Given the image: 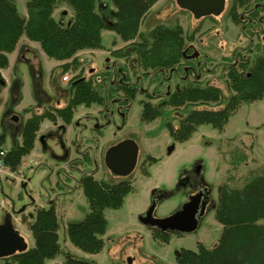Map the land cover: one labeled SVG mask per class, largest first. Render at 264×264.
<instances>
[{"label": "rangeland", "instance_id": "obj_1", "mask_svg": "<svg viewBox=\"0 0 264 264\" xmlns=\"http://www.w3.org/2000/svg\"><path fill=\"white\" fill-rule=\"evenodd\" d=\"M26 1L18 0L19 6L22 7ZM226 2L227 8L221 15L196 19L190 11L181 9L177 0H160L143 20L140 31L148 33L158 24L169 26L180 24L186 34L194 36L192 43L200 52L201 58L208 55L213 57L214 65H220L222 57L230 58L237 47L247 42L241 35L240 22H234L228 15L232 0ZM65 8H68L72 15L70 8L67 6ZM98 9L105 19L114 20L115 7L112 0H98ZM241 11L242 9H237L239 14ZM71 15H68L66 20ZM102 41L104 49L80 52L78 54L80 63H73L66 72H63L65 61L45 56L36 50L28 54L25 60H18L10 67L4 68L3 78L7 82V88L0 94L2 148L8 150L16 142L21 141L18 127L31 115L30 110L41 112L42 107L50 103L52 106H64L71 94L70 81L74 77L82 75L89 78L92 75L90 76L88 72L92 69L103 70L107 57H110V60L114 58L113 50L124 47L125 50L135 53L134 47L128 45L130 42H124L114 31L104 29ZM261 42L264 46V41ZM21 44L26 45L25 42ZM242 52L250 53L249 50ZM255 55H250L252 60L255 59ZM122 60L125 61V58ZM134 63L136 72H139L141 67L137 61ZM227 72L228 67L224 64L217 66L214 73L209 76L205 71L202 73V78L206 79L199 85L212 84L220 87L223 98L220 103L198 104L194 108L218 109L223 106L232 94ZM93 77L95 80L96 73ZM178 81L181 89L185 82ZM153 90L154 86L149 92ZM137 98L151 100L162 107L167 99L165 97L152 99L142 94H138ZM80 106L82 105L78 107ZM101 107L94 103L86 109L80 107L75 110L74 117L83 116L89 111L97 114ZM164 107L167 112L165 119H172L176 126L179 118L193 108L192 105L179 108L168 105ZM14 117H18L19 120H13ZM128 117L123 118L116 114L108 125L103 126L102 131L93 133L88 129L81 133L77 131L75 135L72 132L71 136L68 134L63 137L62 142L58 141L57 136L48 137L45 140L46 148L36 138L31 152L23 157V160L34 158L36 162L25 164L22 161L16 171L10 170L0 175V223L4 221L7 213H11L14 227L20 231L29 248L34 246V237L29 229V223L17 220V212L24 206L33 209L31 207L33 200L39 205H47L50 196L58 199L56 210L62 252L58 253L55 259L48 260L46 264H63L65 253L90 260L95 264H127L129 257L134 258L135 264H179L177 251L197 250L199 243L208 248H213L217 244L223 227L214 215L219 185L228 183L232 187H239L264 167V99L241 105L223 130L208 123L201 124L185 141H176L170 135L168 129L163 126L164 119L140 121L139 102L129 110ZM58 121L61 122V119ZM46 124L49 122L44 120L41 128L44 129ZM77 135L81 139L84 138L83 146L86 143L91 159L86 161L80 157L76 163L77 167L69 168L64 162L63 146H68L70 139H76ZM126 136L134 138L138 143L139 156L132 173L120 176L108 168L105 154L109 144ZM172 142L175 143V149L169 154L167 148ZM150 156L156 158V161L151 163L148 160ZM197 166L202 167L201 178L210 188L213 205L201 218L195 231L182 235L171 234L168 242L158 240L153 230L139 221V214L150 205L154 189L169 194L158 202L155 210L158 218L167 217L177 211L182 203L186 202L190 192L188 187H183L179 182L183 176L196 177ZM86 171L95 172L94 176L98 180L114 183L124 179L130 180L133 185L132 191L126 195L119 208L104 210L107 219L106 232L103 235L105 243L98 253H88L76 247L67 233L69 222L84 219L90 211L88 201L78 183ZM27 179L29 181L24 186L23 183ZM12 263L14 264L5 258L0 260V264Z\"/></svg>", "mask_w": 264, "mask_h": 264}, {"label": "trees", "instance_id": "obj_2", "mask_svg": "<svg viewBox=\"0 0 264 264\" xmlns=\"http://www.w3.org/2000/svg\"><path fill=\"white\" fill-rule=\"evenodd\" d=\"M158 1L112 0L115 13L114 20L110 21L99 11L98 0H27V16L19 12L16 0H0V68L9 67L8 54L16 49L21 37L26 36L38 42L48 57L65 61L63 72H66L73 63H80V52L104 49V29L114 31L124 42H130L128 45L134 47L141 67L148 72L173 66L181 68L184 50L194 38L192 34H186L180 24H158L148 33L140 31L143 20ZM246 1L234 0L228 13L234 21H238L239 15L236 6ZM62 5L72 11L67 23L54 15L55 10ZM113 54L123 56L129 52L123 47L114 50ZM237 55L241 56V53ZM234 59L228 58L230 66L227 72L232 94L222 107L194 108L198 104L222 102L223 92L218 86L187 83L185 88L176 91L168 99V103L177 108L193 106L179 118L177 126L172 119H165V109L150 102L144 103L141 120L150 122L156 118L164 119L163 126L176 141L189 139L198 126L205 123L223 130L241 105L264 99V55L256 57L253 65L241 56L239 64L235 66L232 64ZM72 82L66 107L57 109L54 115L35 113L21 125V142L12 145L3 158L11 171H16L23 157L33 149L40 123L46 116L54 120L59 116L69 121L75 106L103 102L104 98L96 91L92 80ZM6 85V80L0 74V94ZM148 160L152 163L156 158L150 156ZM81 186L90 211L84 219L67 224L68 237L83 251L98 253L105 243L103 235L107 219L104 210L119 208L133 185L130 180L113 183L84 175ZM214 210L215 219L223 226L217 244L208 248L199 243L197 250L184 249L179 264H264V167L239 187L220 184ZM59 226L53 206L38 208L34 219L29 222L34 246L5 259L14 264H46L48 260L55 259L62 252ZM153 233L160 241L168 242L170 239V235L159 229L154 228ZM63 264L95 263L65 253Z\"/></svg>", "mask_w": 264, "mask_h": 264}, {"label": "flooded vegetation", "instance_id": "obj_3", "mask_svg": "<svg viewBox=\"0 0 264 264\" xmlns=\"http://www.w3.org/2000/svg\"><path fill=\"white\" fill-rule=\"evenodd\" d=\"M233 5H234V0H232L230 8ZM236 7L237 9H242L241 13L238 15V22H240V24L242 25L241 35L247 40V42L244 43L243 46L237 47L236 50L232 53L230 58L231 59L235 58V59L233 60V63L232 62L231 63L237 66L240 62V57L242 56V58L248 60L250 65H253L255 63L256 57L260 55H264V46H262V42H261V41H264V0H247L243 5H237ZM226 8H227V2L225 5V10ZM255 40H258V41L255 42ZM185 50H186V54L184 55V60H183L181 68H179L178 66H173L169 69L161 68V69L154 70V71L149 70V72L141 67L138 61L137 54L131 53L132 51L130 52V50H126L127 52H129V54L123 55V56H115L113 54L114 58L112 60H110V57H107V59L105 60V65H104L103 70H100V71L97 70L98 71L97 73L96 69H92L90 72H88L90 76L92 75L91 77L87 78L86 76L79 75L75 78L73 82L72 80L70 81V83L72 82L73 84L79 81H82V80H92L93 81L96 91L100 93L104 98L102 103L94 102V104L102 106L101 107L102 109L100 110V112L95 114V112L89 111L87 112L88 114H84L83 116L74 117V114L76 112L75 110H77L80 107L86 109L88 106L90 107L92 105V103L88 105L83 103V104H79L82 106L78 107L79 105H77L73 108L72 117L69 119V121H66L65 119L59 116L55 120L53 118L46 116L40 123V129L37 132L36 138L39 139V141L43 144V147L46 148L45 140L48 137L57 136L58 141L62 142L61 140L63 139V137L68 136V134H70L69 136H71L72 132L75 135L77 131L81 133L88 129H90V131H92L93 133L102 131L103 126L108 125L111 122L110 120L112 119V117L115 116L116 114L121 115L123 118H127L129 110L133 106L136 105V102L137 103L139 102V105L141 106V110L143 109V105L145 102H150L154 104L151 100H145V99H140V98L138 99L137 98L138 94L150 96V98L152 99L154 98L159 99V98L165 97L167 99H166V104L164 106L168 105L169 107L177 108L171 105L170 103H168V99L173 93L185 88L187 83H193V84L199 85V83L203 82L206 79V78H202V73L204 71L206 72V75L209 76L212 73H214L217 66H224V64L226 67L230 66V62H228L227 56L222 57L220 65H214L213 57H209L208 55H205L204 58H201L200 52L196 49V47L194 46L192 42L189 43V46ZM196 50L199 52V55L197 57L189 58V56L193 55L196 52ZM248 50L250 51L249 54L242 52V51H248ZM31 53H32L31 51L24 50L22 54L20 55L19 60H25L27 58V55ZM238 53H241V56H238L237 55ZM253 54H256L254 60H252L250 57V55H253ZM123 57L125 58V61L122 60ZM134 61H137V64L141 67L139 72H136V64L134 63ZM132 71H135L136 73H132ZM95 73H96V79L94 80L93 74ZM249 75L250 73H248V76ZM191 76H193V78H190ZM178 80H182L185 82V85L181 89L179 88L180 85H178V82H179ZM145 84H146V87H145ZM209 85H212V84H209ZM153 86L155 90H153L150 93L149 92L150 88ZM213 86H216V85H213ZM5 88H7V86ZM161 88H163L164 90H161ZM70 90H71V85H70ZM67 104H68V100L62 107L58 105L52 106L53 105L52 103L45 104L42 107L43 109L41 112L30 110L29 108L27 109L30 110L31 112L30 113L31 115L29 117H31L35 113L45 114V115H52V114L54 115V114H57L56 112L57 109L66 107ZM164 106L163 107L157 106V107L165 109ZM59 119H61V122L58 121ZM13 120L18 121L19 118L14 117ZM44 120H47L49 124H46L45 125L46 127L42 129L41 127H42V123L44 122ZM140 121H141V117H140ZM20 127L21 126L18 127V131H20ZM128 139L134 140V138L130 136H126L116 142H113L111 145L109 144L106 154L111 147L119 144L122 141L128 140ZM70 140L71 141L68 142V146H63V149L65 151L64 162L67 167L75 168L77 167L76 163H78L77 161L79 160L80 157L84 158V160L86 161H89L91 159V155H90L89 149L86 147V143L83 146L84 138L81 139V137L77 135L76 139L72 138ZM134 141L136 142V140ZM106 154H105V159H106ZM129 154H130L129 151H122L120 153V155H129ZM138 156H139V146H138ZM22 161L25 164L36 162L34 158H26ZM136 166H137V163H136ZM201 169L202 167L198 169V166H197L196 172H195L196 177H191L189 175L183 176L179 182V184L182 185L183 187H188L190 191L189 195L187 196L186 202L182 203L179 209H181L182 206L185 203H187L191 197H197L199 195L198 198H195V200L198 201V205H199L198 212L196 214L199 222L201 218L206 214L208 208H211V206L213 205L212 199H211L210 188L208 187L204 179L201 178ZM94 173L95 172L93 171H86L85 173H83L78 180L79 185L81 186V179L84 175H92L95 178ZM27 181H29V179H27L23 183V185L24 184L26 185ZM168 195L169 194L165 191L154 189L152 190V193H151L150 204L152 203V200L154 199L157 201V205H158V202L161 199L166 198ZM57 200H58L57 198H52L50 196V199L48 200L47 205H43V204L39 205L36 203L35 200H33L31 202V207L33 209H28L27 206H24L23 208H21L19 210L20 212L19 213L17 212L18 213V215L16 216L17 220L21 222L29 223L30 221L34 219L37 209L42 208V207L53 206L57 214V210H56ZM154 215H155V211H154ZM148 228L152 230H154V228L159 229L157 227H148ZM161 231L170 236L171 234L182 235L185 233V232L176 231V230L174 231L161 230ZM181 255H182V252H180V255L177 257H180Z\"/></svg>", "mask_w": 264, "mask_h": 264}, {"label": "water", "instance_id": "obj_4", "mask_svg": "<svg viewBox=\"0 0 264 264\" xmlns=\"http://www.w3.org/2000/svg\"><path fill=\"white\" fill-rule=\"evenodd\" d=\"M177 4L181 9L190 11L196 19H201L207 16L221 15L225 10L226 0H177ZM185 54L186 50L184 51ZM198 55L199 52L196 50L189 58L197 57ZM174 149L175 143H172L167 148V151L171 154ZM122 151H129L130 154L120 155ZM137 159L138 145L132 139L122 141L111 147L106 154L108 168L120 176H127L132 173L136 167ZM200 168L201 166H198V169ZM198 196L191 197L181 209L164 218H158L154 215L157 201L153 199L148 209L139 214V221L145 226L157 227L163 231H195L199 224L196 216L199 205L198 201L195 200ZM27 249L28 243L13 225L12 214L7 213L4 221L0 223V259L24 252ZM176 255L179 256L180 252L177 251ZM127 264H135L134 258L129 257Z\"/></svg>", "mask_w": 264, "mask_h": 264}, {"label": "crops", "instance_id": "obj_5", "mask_svg": "<svg viewBox=\"0 0 264 264\" xmlns=\"http://www.w3.org/2000/svg\"><path fill=\"white\" fill-rule=\"evenodd\" d=\"M160 1V0H159ZM158 1V2H159ZM16 3H17V6H18V10H19V12L22 14V15H24V16H27V7H26V3H24L23 2V5H22V7H20L19 6V2H18V0H16ZM157 4V3H156ZM155 4V5H156ZM155 5L153 6V7H155ZM58 9V10H57ZM56 10L57 11H59V12H57L56 10H55V12H57L58 14L56 15L55 13H54V15L56 16V17H58V18H62L63 19V21L64 22H67L68 20H69V18L66 20V18H67V16L68 15H71V12L68 10V8H65V6H60L59 8H57ZM22 42H25L26 43V45H24V44H21ZM33 51V50H36V51H38L39 53H42L43 55H45L46 56V54L43 52V50L41 49V46H40V44L38 43V42H35V41H31V40H29L26 36H22L21 37V39H20V41H19V43H18V45H17V47H16V49L13 51V52H11V53H9L8 54V58H9V63H10V65H9V67L14 63L15 64V62H17L18 60H19V58L18 57H20V55L22 54V52L23 51ZM87 51V50H86ZM90 51H96V49H94V50H90ZM83 52V51H82ZM4 68H0V74L2 75V76H4L5 77V75H4ZM59 233V232H58Z\"/></svg>", "mask_w": 264, "mask_h": 264}, {"label": "built area", "instance_id": "obj_6", "mask_svg": "<svg viewBox=\"0 0 264 264\" xmlns=\"http://www.w3.org/2000/svg\"><path fill=\"white\" fill-rule=\"evenodd\" d=\"M6 154V150L0 148V174L8 172V168L4 163L3 157Z\"/></svg>", "mask_w": 264, "mask_h": 264}]
</instances>
